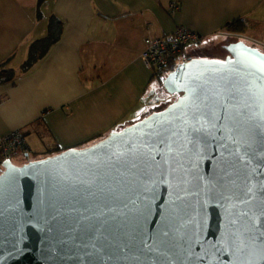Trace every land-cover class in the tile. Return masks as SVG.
<instances>
[{
	"label": "water",
	"instance_id": "obj_1",
	"mask_svg": "<svg viewBox=\"0 0 264 264\" xmlns=\"http://www.w3.org/2000/svg\"><path fill=\"white\" fill-rule=\"evenodd\" d=\"M224 47L163 80L162 111L5 161L0 264H264V53Z\"/></svg>",
	"mask_w": 264,
	"mask_h": 264
},
{
	"label": "crops",
	"instance_id": "obj_2",
	"mask_svg": "<svg viewBox=\"0 0 264 264\" xmlns=\"http://www.w3.org/2000/svg\"><path fill=\"white\" fill-rule=\"evenodd\" d=\"M172 1L0 0V138L23 130L31 151L14 164L88 147L157 110L162 87L141 59L148 37L186 27L202 37L191 51L198 56L212 41L225 54L244 39L264 53V0H182L174 14ZM52 15L64 22L62 37L26 71ZM239 19L249 29L236 39L225 26Z\"/></svg>",
	"mask_w": 264,
	"mask_h": 264
},
{
	"label": "built area",
	"instance_id": "obj_3",
	"mask_svg": "<svg viewBox=\"0 0 264 264\" xmlns=\"http://www.w3.org/2000/svg\"><path fill=\"white\" fill-rule=\"evenodd\" d=\"M182 0H173L170 4L171 13H176L181 8ZM202 42L199 33L186 27H178L173 33L163 36L148 37L145 41L146 48L141 59L149 67L153 77L164 80L170 73L177 70L178 65L189 63L192 55L190 47ZM30 147L23 130L11 131L0 138V174L4 170V162L13 155L30 154Z\"/></svg>",
	"mask_w": 264,
	"mask_h": 264
},
{
	"label": "trees",
	"instance_id": "obj_4",
	"mask_svg": "<svg viewBox=\"0 0 264 264\" xmlns=\"http://www.w3.org/2000/svg\"><path fill=\"white\" fill-rule=\"evenodd\" d=\"M38 1H39V5H42L44 2H46V0H38ZM63 29H64V22L58 16L52 15L50 17L49 31H48L47 36L44 39H40V40L35 41L30 46V51H29L30 52V54H29L30 56H29V58L27 60V63L24 66V69H26V71H28L38 60L42 59L46 55L48 50L53 45H55L56 43H58L60 41V39L62 37ZM248 29H249V23L247 22L246 19L235 20L233 22L227 23V25L225 26V30L227 32L246 33ZM2 73L5 74L7 72L3 71ZM7 78H8V80H4V81H11L12 80L11 77H7ZM153 79L157 80L159 85L162 88H164L162 79H157L155 77H153ZM163 109L154 110V111H152V113L160 112ZM40 122L41 121L39 120L38 123H40ZM107 137H103L100 141L106 139ZM100 141H98V142H100ZM92 145H94V144H92ZM92 145H90V146H92ZM90 146H88V147H90ZM88 147H80V148H75V149H85V148H88ZM62 152H64V151L59 149V148L49 149V150H47L44 153L43 157L39 158V160L58 155V154H60Z\"/></svg>",
	"mask_w": 264,
	"mask_h": 264
},
{
	"label": "rangeland",
	"instance_id": "obj_5",
	"mask_svg": "<svg viewBox=\"0 0 264 264\" xmlns=\"http://www.w3.org/2000/svg\"><path fill=\"white\" fill-rule=\"evenodd\" d=\"M228 33H231L233 34L232 36L234 38H241L243 37L242 36V33H239V32H228ZM263 36H264V32H263ZM212 41L211 43H208L209 45H207L206 47H204V53L201 54L200 56L196 55L195 53L191 52L192 50L194 51V47H190L189 48V51L191 53V55L193 57H201L203 59H208V60H219V61H222V60H225L226 59V55L227 53H223V50H222V46H221V43H217V42H214ZM244 42L248 45V46H253L250 42L247 41V39H244ZM255 48H259V47H256V46H253ZM260 50H262L261 48H259ZM157 96L161 97L162 98V102L161 104L159 105V108L158 109H165L168 105L172 104L175 99L178 97V96H174V95H170L166 92V90L164 88H161L160 92L157 94ZM177 100V99H176ZM37 156L36 154L35 155H32L30 159H22V162H18V161H15V163H17V165L19 166H23L25 165L26 163L29 162V160H35L37 159ZM39 160V159H38Z\"/></svg>",
	"mask_w": 264,
	"mask_h": 264
},
{
	"label": "clouds",
	"instance_id": "obj_6",
	"mask_svg": "<svg viewBox=\"0 0 264 264\" xmlns=\"http://www.w3.org/2000/svg\"><path fill=\"white\" fill-rule=\"evenodd\" d=\"M193 58H196V57H193V56H192V59H193ZM170 74H171V73H170Z\"/></svg>",
	"mask_w": 264,
	"mask_h": 264
}]
</instances>
